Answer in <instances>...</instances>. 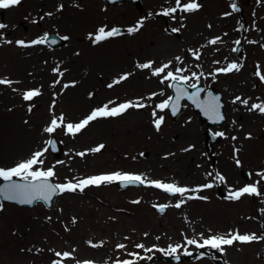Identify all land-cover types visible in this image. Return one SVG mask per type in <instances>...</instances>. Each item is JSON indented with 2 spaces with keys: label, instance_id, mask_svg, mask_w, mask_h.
<instances>
[{
  "label": "rangeland",
  "instance_id": "obj_1",
  "mask_svg": "<svg viewBox=\"0 0 264 264\" xmlns=\"http://www.w3.org/2000/svg\"><path fill=\"white\" fill-rule=\"evenodd\" d=\"M43 1L22 0L24 8L18 5L0 9V23L7 25L0 29V79L12 81L11 85H0V168L15 167L30 159L33 153L48 148L42 157L44 163L34 170L52 168L55 175L50 181L55 184L75 183L114 172L141 174L147 181L174 183L189 189L212 183V188L185 194L206 197L186 203L191 204L189 210L193 211V217L208 216V220L200 223L206 230L202 236L196 228L190 232L179 225L175 211L178 209L174 206H167L166 209L174 211L164 214L153 210L152 204L172 205L181 197L148 186L147 182L123 189L112 182L89 186L83 192H64L50 208L41 202L28 208L0 203V264H54L57 260L61 264H84L85 261L117 264L123 260L137 264L164 253L159 250H167L169 246H180V253L198 249L188 245V239L202 243L211 235L230 232L264 236V180L258 175L264 173V114L249 111L251 104L264 103V83L252 74L257 56L253 54L264 55V50L259 48L256 52L254 43H250H263L264 36L252 31L254 18L250 3L197 1L198 11H177L173 19L160 13L175 7V0H140L138 8L129 2L109 5L104 0H83L82 4L63 7L70 12L67 18L66 9L56 17L42 16L38 9L47 12ZM233 3L243 10L244 32L238 29ZM35 18L37 24L30 23ZM138 26L139 31L128 33L127 29ZM100 27L106 31L112 28L123 31L94 44L90 34L94 37ZM173 28L179 32H173ZM45 33L69 39H62L58 47L44 44L22 47L15 43L18 40L30 43ZM161 37L170 39L179 48L180 61L176 56L170 58L166 72L175 73L177 67L186 69L183 75L191 76L195 72L200 76L199 81L191 79L189 84L201 83L206 88L211 86L223 91L226 120L222 126L207 127L185 101L173 119L167 109L155 108L170 96V81L161 83L162 76H147L137 65L153 62V67L166 59L158 60L157 56L165 52L158 55L159 50L154 49ZM217 37L220 38L217 44H209ZM239 40L243 47L241 55H236L234 47ZM150 55H153L151 59ZM196 55L200 58L196 59ZM232 62L242 65L239 72H217ZM124 74H128L126 80L114 83ZM232 80L235 89L227 87ZM110 84L113 86L108 87ZM35 89L40 95L25 101L24 93ZM161 92L164 94L159 95ZM153 93L157 95L153 97ZM238 96L248 99L249 105L240 101L233 103ZM129 101L147 106L130 108L116 117L99 118L77 134H66L68 123H79L94 109L106 104L112 108ZM185 109L190 118L183 116ZM154 110L157 117L164 116L159 131L154 126ZM61 116L64 120L60 128L52 134L44 132L52 119ZM192 124L198 129L191 139L194 145L186 144L182 148L188 138H176L173 131L183 132ZM206 129L213 134L224 133L213 144L209 155L204 146ZM50 136H55L64 147L57 159L49 151ZM99 145H104L100 152L76 157L77 153ZM180 149L184 150L181 157ZM157 150L164 156L162 159L161 156L158 159ZM217 173L224 181L216 178ZM257 181H260L257 184L260 195H245L238 201L226 198L230 191ZM130 189L135 191L134 195L127 193ZM216 210H221L220 216ZM120 244L125 247L118 248ZM140 244L144 245L143 249L136 247ZM216 251L220 252L221 261L217 257L214 262L201 251L203 256L179 264H264V240L235 242L225 246L223 252ZM65 252L70 253L69 258L56 256Z\"/></svg>",
  "mask_w": 264,
  "mask_h": 264
},
{
  "label": "snow or ice",
  "instance_id": "obj_2",
  "mask_svg": "<svg viewBox=\"0 0 264 264\" xmlns=\"http://www.w3.org/2000/svg\"><path fill=\"white\" fill-rule=\"evenodd\" d=\"M22 0H0V9H10L12 7L20 5ZM62 5L57 9L58 11L62 9ZM233 11H238V7L236 4L231 5ZM200 8V4L197 2V0H190L188 3H183L181 0H175V7L165 8L162 13H160L163 16L172 17L175 19V13L177 11L183 12V13H192L198 11ZM46 15H52L51 13H48ZM225 15H230V13H225ZM43 19V17H41ZM35 22V21H34ZM139 26H142V22ZM138 27H132L127 29L128 33H134L139 31ZM183 26V25H181ZM7 25L0 23V29H5ZM173 32H179L178 28H173ZM120 30L117 28H112L111 30H107L104 27H100L97 30V33L92 36L90 34V37L93 39L94 44H99L102 41L108 40L111 37H114L116 35H120ZM2 38V37H0ZM61 39L67 40L68 37H62ZM220 38L217 37L215 39H212L209 41V44L215 45L219 42ZM48 41V34L45 33V35L41 38L32 40L30 43H26L23 40H18L15 43L22 47H29L33 45H41L45 44ZM6 43H12V41H5ZM56 41L53 40L52 43H55ZM237 43H239L237 41ZM250 43H255L254 41H250ZM235 50V49H234ZM199 55H196V59H199ZM177 61H180V57L176 58ZM214 63H219L218 61H214ZM153 62H147L143 64H138L137 67L141 69H151ZM171 62L165 63L160 67L155 68L152 71L153 76L161 77V83H164L165 81H174L176 83H169L168 87L173 89L176 93L175 98L172 96H168L166 100H163L159 104L155 106V108L159 111H164L166 109H171L172 115L177 114L179 102L182 99H188L191 100L197 107H200L204 114L208 116L210 119H213L214 121L222 120L224 117L220 113V101L219 97L212 96L211 93L208 94V98L206 100L200 101L198 99L199 94L203 89H199L197 87V83H191L189 84V80L195 79L196 81H199L200 76H198L195 72L192 73L191 76L183 75L182 73L186 71V69H181L177 67L175 69V73L173 71H167L170 67ZM242 68L241 64H238L236 62L229 63L227 67L217 69V72L222 73H231L233 71L239 72ZM54 71H58V69H54ZM163 74V75H162ZM179 74V75H178ZM62 75V73H61ZM200 75H203L201 73ZM256 75L264 81V75H261L260 71L258 70L256 72ZM128 78V74H124L121 77H119L117 80L114 81V83L119 84L122 80H126ZM58 82V81H57ZM180 82H183L184 85L187 87H191L193 89H197V91L188 93L187 87H181ZM12 81L6 80V79H0V85H11ZM113 85H108V87H112ZM64 87H68V85H65ZM164 93L161 92L159 95H163ZM40 95V92L38 89L30 90L24 93L23 99L25 101L32 100L33 97ZM157 95L156 93H153L152 96L154 97ZM151 98V97H150ZM236 101H240L243 105L248 106L249 100L248 99H242L241 97H236L233 103ZM113 103V102H109ZM147 105L140 103V102H124L119 104L116 107L109 108V106L106 104L103 107L94 109L88 116H86L82 121L76 124L68 123L66 125V134H77L81 132L84 128H86L91 122L99 119V118H106V117H116L119 115H122L124 112H126L130 108H144ZM31 111V109H29ZM249 111H259L261 114H264V103H253L251 104ZM154 119V126L157 131L161 129V125L164 123V116L157 117L156 110L152 113ZM59 120V122H58ZM64 118L63 116L59 118H54L51 120L50 125L44 129V132L52 134L56 131L57 128L61 127V124L63 122ZM215 136H224L223 132H217L215 133ZM233 139H236L233 137ZM48 144L51 146L52 151H56L57 148L55 147L54 141H48ZM104 147V145H99L96 148L92 149L93 152H100L101 149ZM188 149H185L187 151ZM48 151V148H45L41 151H37L33 153L32 157L26 161L18 163L15 167L9 168V169H3L0 168V178H2L4 181H8L6 185L3 187H0V197H3L6 200H17L20 203H27L31 204L33 201L36 200H42L44 202H48L52 199L53 196L64 193V192H76L80 191L83 192L85 188L89 186H99L101 184L106 183H112V182H119L121 186H128V185H145L147 182L148 186L154 187L156 189H161L165 193L175 196L179 195L181 199L174 205L176 208H180L184 203L187 202V200L191 199H206V197H198V196H186L185 194L188 192H198L202 191L203 189L212 188V183H207L201 186H198L194 189H189L187 187H181L174 183H164L161 181H147V178L142 176L141 174H132V173H121V172H114L110 174H102L97 176H91L87 177L81 180H78L77 182L73 183L71 181L67 183H61V184H54L50 183L51 178L54 177L55 173L52 168H49L47 170H34L35 166L42 165L44 163L42 157L45 152ZM77 155L83 156L84 153H77ZM237 166H239L240 162L239 160L236 161ZM208 175H212V173H209ZM261 180H264V173H258ZM13 177H19L23 181H26L25 183H14L11 182ZM216 178L220 181H224V177L220 175L219 173L216 174ZM260 181H257L255 184H248L236 191H230L229 195L226 197L230 200H240L243 196L246 194L248 195H260L261 193L258 190L257 184H259ZM138 203V201H136ZM167 206H160L159 211L164 212L165 208ZM75 222V221H73ZM256 240H264V236H257L255 233L253 234H240V233H228L227 235H213L207 239H204L202 243L198 242L195 239H188L186 243L188 245H195L197 248H205V247H211L212 249H216L218 251L223 252L225 246H231L235 242H241V243H250ZM95 247V245H94ZM120 249H123L125 245L120 244L117 246ZM137 248L143 249L144 245H136ZM180 246L172 247L169 246L167 250L160 249L159 251L165 252L167 255H176ZM148 251H152V249H148ZM185 255H191L192 253L185 250ZM131 256H136L138 254L135 253H129ZM56 256L60 257L63 256V258H69L70 253L65 252L63 254L56 253ZM176 259H179V256L176 255ZM54 264H61V261L57 260L54 262ZM84 264H92L90 261H85ZM117 264H134L133 261L130 260H123L118 261Z\"/></svg>",
  "mask_w": 264,
  "mask_h": 264
},
{
  "label": "water",
  "instance_id": "obj_3",
  "mask_svg": "<svg viewBox=\"0 0 264 264\" xmlns=\"http://www.w3.org/2000/svg\"><path fill=\"white\" fill-rule=\"evenodd\" d=\"M109 4H116V3H119V2H122V1H126V2H131L133 3L137 8L139 7V4H140V0H106ZM238 7V5H237ZM238 12H239V7H238ZM1 16L2 14H0V19H1ZM120 30V29H119ZM122 30H120V33H121ZM55 40L56 42L55 43H52V41ZM48 43L50 46H58L61 44V39L56 36V35H48V41L46 42ZM235 51L237 54H240L241 52V42L239 41V43L236 44L235 46ZM172 83H176V82H172ZM180 86L181 87H187L186 85L183 84V82H180ZM197 87L199 89H204V86L200 85V84H197ZM197 91V89H193L191 87H187V92L188 93H192V92H195ZM202 92V91H201ZM200 92V93H201ZM211 93L212 96H216V97H219V101H220V113L221 115L224 117L222 120H219V121H214L213 119H210L208 116H206L203 112V110L200 108V107H197L191 100H188V99H182L180 102H179V106H178V110H177V114L176 115H172V112H171V109H168L169 111V114H170V117L171 118H175L181 111V108H182V102L183 100L187 101L188 103H190L193 107V110L198 112L199 113V118L201 121H204L207 123L208 126H212V125H216V126H220L224 120H225V115L223 113V110H222V107H223V103L221 101V93L220 92H217L215 91L213 88H210L209 90H207L204 94V97L203 98H200V94H199V97L198 99L200 101H203V100H206L208 98V94ZM175 91L173 89H171V96L173 98H175ZM205 147H206V151L207 153L209 154L212 150V147H211V144L212 143H215L217 141V136H215L214 134H212L211 132L209 131H206L205 133ZM54 141L55 142V147L57 148L56 151H52L51 150V146L49 145V149L51 151V153L53 154V157L54 158H59V156L61 155V153L63 152V146L61 144V142H58L56 141V138L55 136H51L49 138V141ZM11 182H14V183H25L26 181H23V180H14L12 179ZM7 183H9L8 181H2L0 183V187H3L4 185H6ZM50 183H52L50 181ZM137 186V185H136ZM118 187L119 188H125L126 186H121V184L118 182ZM59 195V194H58ZM57 197V195L53 196L52 199L50 201H48L47 203L42 201V200H36V201H33L31 204H27V203H20L19 201L17 200H6L4 199L3 197H0V202H8V203H13L15 205H18V206H22V207H31L33 206L34 204H36L37 202H42L47 208L51 207L55 198ZM160 261H163V262H166V261H174V262H179V261H182L183 260V257H180L179 256V259H176V255H165V256H162L160 258H158ZM145 264H151V262L149 263H145Z\"/></svg>",
  "mask_w": 264,
  "mask_h": 264
},
{
  "label": "bare ground",
  "instance_id": "obj_4",
  "mask_svg": "<svg viewBox=\"0 0 264 264\" xmlns=\"http://www.w3.org/2000/svg\"><path fill=\"white\" fill-rule=\"evenodd\" d=\"M43 0H41V2H42ZM45 1V2H44ZM43 1V3L44 4H42L44 7H45V10H47V12L45 11L44 12V10L43 9H38V11H40L41 12V14H42V16H46V14H48V13H51L52 15H47V16H49V17H56V16H59L60 15V12H62V11H65V9H66V17L67 18H69V16H70V12H68V8L67 7H65V8H63L65 5H71V4H82L84 1L83 0H81V1H79V0H44ZM197 1H202V0H197ZM21 7H23L24 8V4H23V2H21ZM63 6L62 7V9L61 10H57L60 6ZM37 18H35V22L31 19L30 20V23H36L37 24ZM24 23L23 22H21L20 23V25L21 26H24L23 25ZM27 42H29V40H27ZM26 42V43H27ZM154 49H156V50H159L158 52H157V54L159 55V54H163L164 52L166 53H164L163 54V56H157V59L159 60V59H161L162 57L163 58H166V59H163V61H159L158 63H156L155 65H153V67L151 68V69H141V71L142 72H144L145 73V75H149V76H152V71H153V68L154 67H160V66H162L163 64H165V63H169V60H170V58H172L173 56H176V57H178V52H179V48H178V46L177 45H175L174 43H173V41H171L170 39H168V38H165V37H161V38H159L158 40H157V44L155 45V47H154ZM165 49V50H164ZM164 50V51H163ZM163 52V53H162ZM152 56L153 55H150V58L149 59H151L152 58ZM248 90H251V88L250 87H248ZM18 108H19V106H18ZM183 116H186V117H189L190 118V116H189V112H188V110L187 109H185L184 110V113H183ZM134 121L136 120V118H132ZM195 124H192L190 127H188L185 131H181L180 129H176L175 131H173L174 133L172 134V135H174L176 138H180L181 136L182 137H187L188 139H187V142L186 143H184V145L183 146H181L182 148H184V146H186V144H188V146L189 145H191V144H193L194 143V141H192L193 139H192V137H193V135L197 132V130L198 129H196L195 130ZM192 139V140H191ZM194 145V144H193ZM179 152H180V155H179V157H181L183 154V152H184V150L183 149H180L179 150ZM80 153V152H79ZM81 153H84V155L83 156H86V155H89V154H93V153H95V152H93V151H91V150H89V151H83V152H81ZM176 154V153H175ZM156 155L158 156V159H159V157L162 159L164 156L163 155H161L160 154V152H159V150H157L156 151ZM80 155H76V157H79ZM179 157L177 156V154H176V158L177 159H179ZM190 160H193V158H191ZM164 165L165 164H162L161 166L162 167H164ZM127 173V172H126ZM129 173V172H128ZM127 193L129 194V195H134L135 194V191H133V190H129V191H127ZM246 195H248V194H246ZM194 196H196V195H194ZM249 196H253V195H249ZM211 247H205V249L206 250H209ZM212 254L213 255H215V256H218L219 255V253H216V252H214V251H212Z\"/></svg>",
  "mask_w": 264,
  "mask_h": 264
},
{
  "label": "flooded vegetation",
  "instance_id": "obj_5",
  "mask_svg": "<svg viewBox=\"0 0 264 264\" xmlns=\"http://www.w3.org/2000/svg\"><path fill=\"white\" fill-rule=\"evenodd\" d=\"M232 1H234L236 3H240V2H248V3H250V7H251L250 10L252 11L253 18H254L253 27H252L253 30L252 31L258 33V35H263L264 36V0H232ZM242 14H243V11H242ZM238 29L239 30H241V29L245 30L246 27L244 25L241 28V27H239V23H238ZM254 46H255L256 52H257V49H259V48H260V50L261 49L264 50V42L263 43L255 42ZM255 50L253 51L254 53H255ZM253 55H257L256 58L254 57L255 70L252 71L253 77L258 79L260 82L264 83V81H262L256 75V72L258 70L260 71L261 75H264V55H261V56L259 55L258 56V53H255ZM259 59H260V61H259ZM227 87H231V88L235 89L236 86H234V81L233 80L229 81L227 83ZM221 93L223 95V91H221ZM174 205H175V203L172 204V205L171 204H169V205H167V204H152L151 208L153 210H155V207H160V206H168V207L170 206L171 207V206H174ZM190 206H191V204L184 203L180 208H177L178 210H175L176 214L178 216V219H180V221H179L180 224L179 225H182L185 229L189 230L190 232H194V229L196 228V229H198V231H197L198 234L203 236V234L205 233L206 230H204V226H202L200 223H204L206 220H208V216L193 217L194 216L193 211L189 210ZM167 211L173 212L174 210L172 208H169V209L165 208L164 212L161 213V214H164ZM219 212L221 213V210H216V214L218 216H220ZM174 247H176V246H174ZM177 253H180V252H177ZM183 253H180V254H183Z\"/></svg>",
  "mask_w": 264,
  "mask_h": 264
}]
</instances>
